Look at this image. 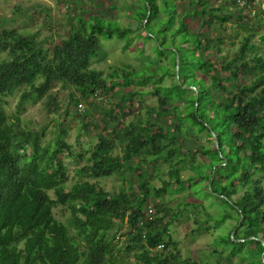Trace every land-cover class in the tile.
<instances>
[{"label":"trees","instance_id":"16d2710c","mask_svg":"<svg viewBox=\"0 0 264 264\" xmlns=\"http://www.w3.org/2000/svg\"><path fill=\"white\" fill-rule=\"evenodd\" d=\"M119 1H108L109 16L75 13L63 32L43 37L16 26L0 29V53L6 55L0 57V264H199L181 258L170 238V226L186 208L189 234L211 230L214 236L212 264H232L233 258L264 264V54L253 43L264 45L258 30L264 11L251 15L253 0L229 11L238 0ZM236 18L246 34L228 56L222 44ZM114 35L124 38V49L135 38L153 42L161 62L139 69L125 63L105 75L89 69L99 38ZM168 77L173 82L164 84ZM147 83H153L150 90L137 89ZM55 84L70 88L71 108L116 94L102 108L94 144L76 155L65 130L47 140L44 129L23 125L5 107V98L21 89L20 113ZM146 94L155 105L146 104ZM64 153L83 159L69 186ZM159 161L167 169L156 172L161 185L155 186L146 172L150 165L160 170ZM182 171H188L185 177ZM113 175L129 184L135 179V190L125 183L106 190L101 181ZM166 194L177 200L168 220L163 214L171 208L159 200ZM208 196L223 210H208ZM151 198L157 202L148 216ZM56 206L68 211L64 220L54 216ZM123 223L119 245L115 231ZM233 228V238L242 241L232 239Z\"/></svg>","mask_w":264,"mask_h":264},{"label":"rangeland","instance_id":"374dc122","mask_svg":"<svg viewBox=\"0 0 264 264\" xmlns=\"http://www.w3.org/2000/svg\"><path fill=\"white\" fill-rule=\"evenodd\" d=\"M109 0H0V29L10 28L16 26L22 31L33 32L40 31L41 37L51 33V30L56 32H63V28L66 26V21L71 18L73 14H83L86 12H100L105 11L104 16L111 15V10L107 11V3ZM111 1V0H110ZM124 2V0L119 1ZM245 3V0H238V3L233 5L229 4L226 11H229L240 4ZM119 5V3L117 4ZM178 8H182L181 3H177ZM251 15L260 14V11H264V0H253L250 4ZM124 8L119 9V19L124 24L126 18L123 14ZM108 12V13H106ZM103 15V14H102ZM230 24L234 25V30L227 29L225 32V41L222 46L225 47L224 53L231 56L236 52L239 44V39L242 38L246 33V28L243 22L237 21L236 19H230ZM248 24V23H246ZM133 25V23H132ZM260 31H264L263 26H259ZM55 32L52 33L54 36ZM212 34V33H211ZM100 39V48L90 60L88 68L94 71L102 72L103 75L107 74L111 69L128 63L136 68L146 67L149 63L157 65L161 62L158 57H155L153 52V42L147 41L143 44L140 38H135L131 45L124 49V38H119L114 35L110 39ZM256 46L255 50L264 54V45L259 44L255 40L253 41ZM140 47H143V53H140ZM153 47V48H152ZM254 50V51H255ZM5 53H0V57H5ZM151 61V62H150ZM173 82L172 77L164 78V84H170ZM153 83H147L137 89L150 90ZM123 86L118 87V91H122ZM21 89H18L12 95L7 96L6 110L9 114L19 115L23 125L33 129H44L45 139L51 138L56 132L60 130L66 131V140L70 143L71 149L76 153L88 149L94 144L95 134L101 131V120H102V108L107 102H112L116 98L115 92L103 95L99 99H96L92 105H89L85 100H80L82 107H72L68 104V94L70 88L63 87L59 84H55L49 90V93L40 99L30 101L24 105V110L20 113L17 112L16 104L18 100V93ZM144 101L146 104L155 105V97L150 94H146ZM102 99V100H100ZM67 109L68 112L66 111ZM86 111V113H85ZM137 111V110H136ZM141 115L145 114V110H140ZM83 114H86L84 116ZM140 115V114H137ZM87 118V120H85ZM91 121V122H90ZM89 122V124H87ZM204 134L198 135L197 142H203ZM191 139H188V143L191 144ZM68 155L64 153L62 158L66 164L68 179L65 182L66 186H69L72 182L78 179L76 175V168L83 163V159L77 160L76 156ZM87 156V155H86ZM154 165V163H153ZM157 165L161 166L158 170L154 166L150 165L147 172L146 178L155 186L161 185L159 177L156 175L158 172L160 175L167 169L165 163L157 162ZM182 177H185L188 171H182ZM164 178H167L164 176ZM136 186L135 179H129ZM124 183L131 185L135 190L136 187L132 183H128V180H124L122 176H109L103 178L101 184L106 190L112 191L117 190L119 187H124ZM49 194L53 196L52 191ZM176 196L166 194L160 196L159 200H164L165 203L170 207L167 213L163 214L164 208L161 212L163 219L168 220L170 215L175 211ZM216 200V201H215ZM205 203H212L208 205V210L213 214L223 210V206L213 196H208ZM157 202L155 199H148L149 207L154 210V203ZM54 216L60 220H64L68 211L65 207L56 206L53 208ZM153 213V212H152ZM193 227L192 217L190 209L186 208L183 210L179 218L175 219L173 224L170 226V238L173 242V246L179 251L181 258L192 259L199 264H212L213 256L212 249L213 234L211 230L208 232L197 233L194 236L189 234L190 229ZM124 223L119 226L115 231L118 238V244L121 245L124 242ZM174 252V249H172ZM232 264H241L237 258L232 259Z\"/></svg>","mask_w":264,"mask_h":264},{"label":"water","instance_id":"95a60500","mask_svg":"<svg viewBox=\"0 0 264 264\" xmlns=\"http://www.w3.org/2000/svg\"><path fill=\"white\" fill-rule=\"evenodd\" d=\"M146 5H147V15L146 17L148 16V14L150 13V5L148 4V2H146ZM146 21V19L144 20V22ZM175 62H176V66H175V73L176 75L178 76V54H175ZM212 135H214L212 133ZM215 144L217 145V141L215 139ZM235 231V228L232 229L231 233H230V236L232 237L233 240L235 241H242L243 239H236V238H233V233ZM250 238H254V237H250ZM258 239V238H257ZM262 245L264 246V241L260 240Z\"/></svg>","mask_w":264,"mask_h":264},{"label":"built area","instance_id":"2783aa9c","mask_svg":"<svg viewBox=\"0 0 264 264\" xmlns=\"http://www.w3.org/2000/svg\"><path fill=\"white\" fill-rule=\"evenodd\" d=\"M78 107H81V104H78ZM151 213H152V208L148 207V208H147V211H146V214H147L148 216H150Z\"/></svg>","mask_w":264,"mask_h":264}]
</instances>
